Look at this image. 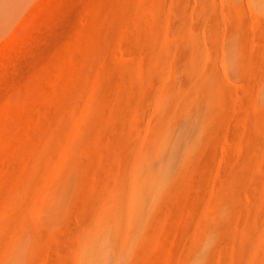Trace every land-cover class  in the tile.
Returning <instances> with one entry per match:
<instances>
[{
	"label": "rangeland",
	"instance_id": "obj_1",
	"mask_svg": "<svg viewBox=\"0 0 264 264\" xmlns=\"http://www.w3.org/2000/svg\"><path fill=\"white\" fill-rule=\"evenodd\" d=\"M43 4L0 42V264H264V0Z\"/></svg>",
	"mask_w": 264,
	"mask_h": 264
},
{
	"label": "bare ground",
	"instance_id": "obj_2",
	"mask_svg": "<svg viewBox=\"0 0 264 264\" xmlns=\"http://www.w3.org/2000/svg\"><path fill=\"white\" fill-rule=\"evenodd\" d=\"M44 2L45 0H0V42L6 34L15 28V25L29 10L31 11L41 4L44 5Z\"/></svg>",
	"mask_w": 264,
	"mask_h": 264
}]
</instances>
